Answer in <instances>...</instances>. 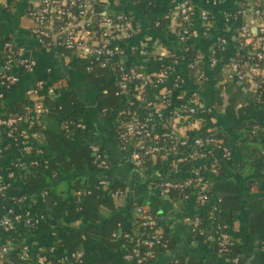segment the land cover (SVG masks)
Segmentation results:
<instances>
[{
    "label": "crops",
    "instance_id": "1",
    "mask_svg": "<svg viewBox=\"0 0 264 264\" xmlns=\"http://www.w3.org/2000/svg\"><path fill=\"white\" fill-rule=\"evenodd\" d=\"M29 2L30 0H16L12 4L0 3L2 41L9 42L19 57L35 63L29 72L15 70L18 82L14 88L3 93L0 99V112L8 107L27 103L26 90L38 82H43L45 86L41 89L38 99L43 106L44 98L52 95L47 91L49 88L53 90L54 86L61 85L65 91L74 92L83 104L81 122L85 126L84 140L91 146H97L107 163L103 174L95 177L107 185L114 181L123 183L126 187L125 194L133 200V205H147L157 217L160 228L167 230L172 239V248L159 256L153 264H165L178 258L191 260L194 264H233L229 258L218 254L212 244L196 240L189 234L187 225L183 223L184 217L192 218L204 214V210L197 207L194 199L172 202L169 198L160 196L151 186L153 182L147 180L151 175H161L168 168L169 162L153 164L143 171H138L129 164L127 153L122 151L117 143L115 113L105 117L97 103V96L103 92V87L114 81L111 73L107 72V79L100 77V84L95 89L87 81L86 74L76 68L75 64L81 60L77 59L74 53L68 57L60 48L43 49L30 33L32 22L26 15ZM190 3L193 13L188 27L194 32V36L189 43L197 52L194 56L201 57V68L206 75V81L203 82L196 81L188 68L192 57H189L185 43L178 40L181 22L172 11V0H136L134 3L125 0H101V7L112 14L127 12L131 25L140 29V33L128 39L126 45L144 47L149 54L146 59L136 54L129 55L123 59L128 66L151 71L161 67L160 58H163L164 62L171 61L173 70L169 83L178 78L185 93L198 94L201 101L208 106L210 91L225 84L222 74L224 63L211 66L210 52L216 39L222 37L227 43L224 53L219 58L223 61L232 59L235 54V33L242 21L224 20L226 15L232 14L238 7L237 0H190ZM201 11L208 13L210 17L208 25L201 21ZM236 86L237 88L230 86L228 90H223V101L222 106L218 108L219 111L208 110L209 115L198 116L200 124L194 123V126L200 127L205 123L227 136L235 169H225L222 177L214 179L213 188L216 196L222 200L220 210L233 216L228 231L235 241L238 264H264V110L255 103L251 84L243 86L236 83ZM235 89L239 90V94L235 97L234 111L247 110L242 112L241 118L229 121L224 108ZM158 90L154 88L146 91L151 100L157 99ZM242 119L257 123L252 128H245L251 137V141L245 143L237 141L238 132L234 129ZM186 120L181 119L180 125L185 124ZM35 122L41 128V135L50 132L56 139L59 137L60 124L54 114L39 116ZM160 124L158 121L157 131ZM5 131L0 126V188L5 187L0 191V221L9 209L12 210L21 216V221L17 224L25 230L26 237L32 240L24 244L28 247L29 255L33 250L30 247L31 243L36 247L38 254L52 252L53 243L64 239L59 233V228L63 231L83 233L86 228L85 222L73 221L66 226L64 223H58L56 216L60 206L51 214H46V209L42 206L44 185L35 180L24 181L26 171L33 160L30 153L33 149H40L43 138L38 136L31 138L27 135L22 145L8 139ZM14 131L19 135L21 132L31 131V126L27 121H21L14 126ZM243 158H247L246 163L250 160L254 161V164L246 166L241 173L240 165H243ZM169 171L172 177L182 178L178 167L174 169L170 167ZM66 179H69V176ZM125 197L116 202L121 211L126 209ZM131 222L132 218L127 217L126 225ZM45 223L48 225L44 226ZM11 232H5L0 224V246L10 243L8 235ZM17 248L14 247L15 250Z\"/></svg>",
    "mask_w": 264,
    "mask_h": 264
},
{
    "label": "built area",
    "instance_id": "2",
    "mask_svg": "<svg viewBox=\"0 0 264 264\" xmlns=\"http://www.w3.org/2000/svg\"><path fill=\"white\" fill-rule=\"evenodd\" d=\"M15 1L0 0V3L12 4ZM125 1L134 3L136 0ZM237 1L236 10L226 15L224 19L225 22L230 19L242 21L235 33L234 57L227 61L219 58L224 53L227 43L225 38L219 37L210 52L209 62L211 66L224 63L222 74L225 82L246 81L251 84L255 98L261 102L264 109V69L257 67V63L264 60V6L261 7L254 0ZM172 11L181 22L178 40L186 44L194 36V32L188 27L193 13L190 0H172ZM26 15L32 22L30 33L43 49L60 48L71 51L77 59L91 63L86 68L87 71L91 70L94 62L111 73L117 85V94L125 96L129 107H137L119 109L115 113L117 143L120 149L127 153L129 164L134 169L143 171L148 169L145 168L147 162L152 163V166L156 164L157 159H161L162 162H169L173 169L178 167L182 178L155 182L151 186L160 196L169 198L172 202L174 200L170 197L171 193H176L179 202L194 199L197 207L204 210L203 215L207 221L213 223V232H206L200 228L201 220L198 216L184 217L183 223L187 225L189 234L215 244L218 254L230 255L235 247V241L226 227L215 221V214L220 211L222 200L212 196L211 183L206 177L217 179L220 166L231 159L232 152L221 138L213 134L205 138H190L194 131H198L199 127H195L194 123H199L197 117L204 115L207 105L200 100L198 94L185 93L178 78L169 83L173 70L172 62H164V59L160 58L161 67L151 71L128 66L123 59L134 54L146 59L149 51L144 47H127L126 41L138 35L140 29L131 25L129 16L123 11L109 15L101 7V0H30ZM209 18L207 12H200L203 24L208 25ZM184 23H187V26L183 28ZM252 28L256 29L255 38L251 33ZM248 44L256 50L255 55L243 62L234 60ZM252 63L256 64L252 66ZM34 66V61L19 57L9 42L0 41V99L4 92L16 86L18 78L15 70L29 72ZM188 68L196 81H206V75L201 68V57H192ZM133 83L132 91H128V87ZM44 87L43 82H38L26 90L25 111L30 112L29 117H11L0 121V126L6 130L5 136L8 139L23 145L27 135L31 138L37 136L32 130L16 135L14 126L21 121H27L32 126L39 116L49 113L38 100ZM154 88L161 92L153 101L147 99L144 92ZM47 91L49 94L53 93L51 88ZM183 118L187 120L185 124L180 125ZM158 121L161 126L157 131ZM75 127L85 130L82 122H75ZM91 152L95 167L105 170L107 163L104 154L97 146H91ZM31 165H37V162L33 161ZM106 186V182H98L99 188ZM4 189L3 186L0 191ZM207 206L209 210L206 212ZM133 207L141 225L153 232L145 238L124 235L127 239L131 238L134 245L129 250L123 248V260L128 264H153L158 257L155 248H166L167 240L160 230L157 217L150 213L147 205L134 204ZM20 221L21 216L9 209L1 218L0 224L5 232H11ZM14 250V246L5 243L0 246V256ZM19 252L20 259H28L27 246H21ZM36 259L38 263L45 260L39 254ZM229 260L233 264L239 262L237 257ZM59 262L82 263L79 256L74 253L62 255Z\"/></svg>",
    "mask_w": 264,
    "mask_h": 264
},
{
    "label": "trees",
    "instance_id": "3",
    "mask_svg": "<svg viewBox=\"0 0 264 264\" xmlns=\"http://www.w3.org/2000/svg\"><path fill=\"white\" fill-rule=\"evenodd\" d=\"M261 7L264 6L263 0H254ZM107 13L112 15L108 10ZM127 13V12H126ZM178 18V17H177ZM179 20V18H178ZM187 23L182 24L186 27ZM163 27H159L162 29ZM257 35L253 36L255 38ZM0 41L2 38L0 37ZM189 50V57H194L197 53L191 43H186ZM68 57L72 54L71 51L61 49ZM256 50L251 44H248L243 51L235 56L236 61L250 60L255 55ZM248 58V59H247ZM88 61H78L76 68L86 74L87 81L91 87L97 88L100 84L99 78H108V71L100 68L97 63L94 64L91 70L86 68L90 65ZM226 64V63H225ZM256 63H252L254 66ZM257 67L264 69V60L257 63ZM108 72V73H107ZM243 86H248V82L243 81ZM132 86L128 87V91H132ZM227 86V87H226ZM230 86L237 88L236 82L226 81L223 87L210 91V102L204 115H209L207 110L219 111L218 108L222 106V92L228 90ZM14 88V87H13ZM227 88V89H226ZM181 91V90H179ZM118 89L115 81L108 83L103 87V92L97 96V103L100 110L104 112V116L116 113L119 109H137L136 106L129 107L128 100L123 95L117 94ZM161 90L157 92L159 94ZM235 94L237 96H235ZM239 90L235 89L234 94L228 99V105L224 108V113L229 121H235L238 117H242L243 111L247 109L235 110V97H238ZM144 96L149 99L147 92ZM61 98V101L58 99ZM44 107L49 110V114H54L60 124L59 137L56 139L50 132L41 135V128L36 122L31 126L32 132L36 133L38 137H42L43 141L40 143V149H33L31 157L37 165H31L26 171L24 181L35 180L44 185L42 192L45 193L42 206L46 209V214H51L57 207L60 206L56 220L58 223L68 225L73 221L82 220L85 222L86 228L83 233L75 231H63L60 229V234L63 235L62 241H55L53 243V251L42 254L44 262L41 264H61L59 259L64 254H77L81 260V264H128L123 260V248L131 249L134 242L131 238L140 237L145 238L151 231L147 227L141 225L140 219L135 214L133 200L125 194V185L121 182L114 181L105 188H99L98 175L103 174L104 169H98L93 163V155L91 152V145L84 140L85 130H80L75 127V122H81V109L83 104L78 100L77 95L71 91H65L61 85L53 87L51 96L44 98ZM201 100V99H200ZM255 103L260 109H263L261 102L255 98ZM29 104V103H28ZM27 103L21 106L8 107L0 112V121L7 120L11 117H29L30 112L25 111ZM264 110V109H263ZM72 121V122H71ZM75 121V122H73ZM256 122H250L248 119H242L235 126V132H238L237 141L241 143L251 141L249 131L245 128H252ZM66 126V127H65ZM116 131V128H115ZM117 133V131H116ZM215 135L223 140V143L230 148L227 136L214 126L203 123L198 131H194L190 138L200 137L205 138L208 135ZM247 158H243V165H240V172H244L246 166H252L254 161L246 163ZM161 159H157L156 164H160ZM150 162H147L145 168L151 167ZM186 167H183L185 169ZM225 169H235V164L230 159L225 161L223 166H220L218 177L224 175ZM170 166L165 169L161 175H151L147 180L150 182H160L165 180H177V177L170 175ZM75 174V175H73ZM73 175V176H72ZM69 176V179H66ZM96 176V177H95ZM163 176V177H162ZM211 183L210 193L213 197H217L215 189L213 188L214 179L206 177ZM126 195V197H125ZM125 197L124 211L119 210L117 201ZM170 197L174 202H179L176 193H171ZM209 206L206 207V212ZM152 215L154 212L150 210ZM206 214V213H205ZM215 221L221 223L228 228L231 226L233 216L229 213L219 211L215 214ZM200 220V228L205 229L206 232H213V223L207 221L204 215H197ZM127 217L132 218V222L126 225ZM48 224L45 223L44 226ZM164 238L167 240L166 248L156 247L158 257L163 255L172 248V239L169 237L167 230L160 228ZM189 231V229H188ZM124 235H129L131 238L127 239ZM9 242L18 247L16 250L0 256V264H40L36 256L38 254L36 247L30 244L33 248L32 254L28 259H20V247L28 244L30 241L26 235L25 230L15 225L14 230L8 235ZM196 240L203 241L202 238L192 236ZM211 244V243H210ZM213 248L217 251L215 244ZM236 246L233 247L231 254L225 256L226 258L237 257ZM41 255V254H39ZM156 258V260L158 259ZM155 260V261H156ZM154 263V262H153ZM165 264H194L191 260L178 258L176 261L166 262Z\"/></svg>",
    "mask_w": 264,
    "mask_h": 264
},
{
    "label": "water",
    "instance_id": "4",
    "mask_svg": "<svg viewBox=\"0 0 264 264\" xmlns=\"http://www.w3.org/2000/svg\"><path fill=\"white\" fill-rule=\"evenodd\" d=\"M251 33H252L253 35H255V34H256V29L253 28V29L251 30Z\"/></svg>",
    "mask_w": 264,
    "mask_h": 264
}]
</instances>
